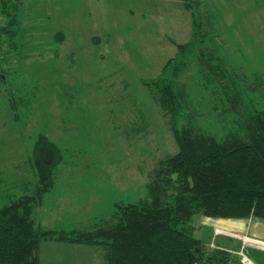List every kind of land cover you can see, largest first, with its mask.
Wrapping results in <instances>:
<instances>
[{
	"label": "rangeland",
	"instance_id": "obj_1",
	"mask_svg": "<svg viewBox=\"0 0 264 264\" xmlns=\"http://www.w3.org/2000/svg\"><path fill=\"white\" fill-rule=\"evenodd\" d=\"M11 24L10 44L0 35V201L24 183L33 193V145L45 137L61 159L34 210L43 230L89 231L121 207L151 202L155 169L177 152L149 86L167 62L186 63L178 81L203 130L220 136L232 125L200 80L195 31L240 85L264 79V0H0V32ZM243 91L264 113V93ZM221 220L233 222L194 217L193 236L240 264H264V220ZM56 244H40L39 264L101 261L99 247L84 245L77 251L91 260L50 261L75 250Z\"/></svg>",
	"mask_w": 264,
	"mask_h": 264
},
{
	"label": "trees",
	"instance_id": "obj_2",
	"mask_svg": "<svg viewBox=\"0 0 264 264\" xmlns=\"http://www.w3.org/2000/svg\"><path fill=\"white\" fill-rule=\"evenodd\" d=\"M13 24L0 32L9 44L16 34ZM194 34L199 42L189 47L200 80L204 88L218 93L223 109L219 115H234L232 125L224 126L220 136L203 130L188 89L178 81L186 63L180 58L176 64L167 62L149 86L177 152L155 169L151 202L121 207L89 231L35 226L34 210L53 188L61 159L59 148L39 136L32 151L38 180L33 193L24 183L0 201V264H39L43 242L99 247L103 264H240L227 251L205 247L193 236L190 222L196 216L264 220V113L243 97V90L264 93V79L254 75L251 82H244L247 87L240 85L242 78L226 72L216 52L203 47L208 36Z\"/></svg>",
	"mask_w": 264,
	"mask_h": 264
},
{
	"label": "crops",
	"instance_id": "obj_3",
	"mask_svg": "<svg viewBox=\"0 0 264 264\" xmlns=\"http://www.w3.org/2000/svg\"><path fill=\"white\" fill-rule=\"evenodd\" d=\"M208 219H210V218H208ZM219 221L220 222H233V220H221V219H219ZM255 221L258 222L259 220H255ZM236 222H241V224H244L245 221L240 220V221H236ZM261 222H263V221H261ZM56 246H58L61 249L62 248H74L75 250L74 251H57V253L56 252L55 253L52 252L53 254L49 255L50 258H52V259H50V261L57 260L59 256L65 257L66 259H71V260H75L73 258H75L76 256H77V258H81V259H84V260L85 259H87V260H91L92 259V258L90 259V257H88L90 253L88 254L86 251H84L85 253L82 254L80 251H77V250H81V248H83V247H79V246H76V245H60V244H56ZM97 254H96V256L98 258H100L101 261L99 263L98 262H95V263L93 262L92 263V261H91V262H88V264H103L101 253L100 254L97 253ZM83 256H86V258L83 257ZM90 256H94V255L90 254ZM55 257H57V258H55ZM41 260H43L42 257L40 258V262H41ZM52 263H54V264H77V263H57V262H54V261ZM78 264H80V263H78Z\"/></svg>",
	"mask_w": 264,
	"mask_h": 264
},
{
	"label": "bare ground",
	"instance_id": "obj_4",
	"mask_svg": "<svg viewBox=\"0 0 264 264\" xmlns=\"http://www.w3.org/2000/svg\"><path fill=\"white\" fill-rule=\"evenodd\" d=\"M254 240V239H253ZM246 242H250V240L245 239ZM252 242V241H251ZM252 243H257V242H252ZM247 262V261H246Z\"/></svg>",
	"mask_w": 264,
	"mask_h": 264
}]
</instances>
